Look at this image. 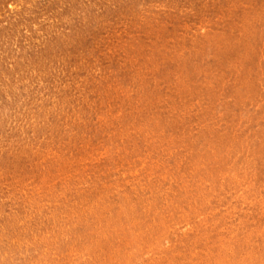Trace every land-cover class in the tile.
<instances>
[{
  "label": "rangeland",
  "instance_id": "1",
  "mask_svg": "<svg viewBox=\"0 0 264 264\" xmlns=\"http://www.w3.org/2000/svg\"><path fill=\"white\" fill-rule=\"evenodd\" d=\"M0 264H264V0H0Z\"/></svg>",
  "mask_w": 264,
  "mask_h": 264
},
{
  "label": "bare ground",
  "instance_id": "2",
  "mask_svg": "<svg viewBox=\"0 0 264 264\" xmlns=\"http://www.w3.org/2000/svg\"><path fill=\"white\" fill-rule=\"evenodd\" d=\"M12 1V0H11ZM10 3V2H9ZM39 10V9H38ZM36 48V47H35Z\"/></svg>",
  "mask_w": 264,
  "mask_h": 264
}]
</instances>
